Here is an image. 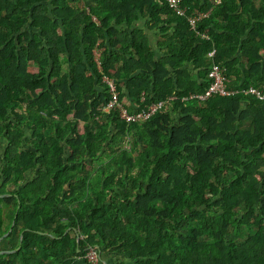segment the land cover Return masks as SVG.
I'll return each mask as SVG.
<instances>
[{"label":"trees","instance_id":"16d2710c","mask_svg":"<svg viewBox=\"0 0 264 264\" xmlns=\"http://www.w3.org/2000/svg\"><path fill=\"white\" fill-rule=\"evenodd\" d=\"M212 2L0 0V264H264V100L189 99L211 63L264 92V0Z\"/></svg>","mask_w":264,"mask_h":264},{"label":"built area","instance_id":"2783aa9c","mask_svg":"<svg viewBox=\"0 0 264 264\" xmlns=\"http://www.w3.org/2000/svg\"><path fill=\"white\" fill-rule=\"evenodd\" d=\"M167 3L168 7L179 17H183L186 14V8L182 6V0H161ZM224 0H213V6L220 5ZM207 13H199L194 12L190 17L187 18L189 23L190 30L195 29V24L198 20L203 19L208 16ZM204 39H209L208 36H202ZM215 51L212 50L210 53L207 54L206 58L212 61V57L214 56ZM96 58H98V52H95ZM98 64V63H97ZM99 67V66H98ZM208 85L207 89L204 94L202 95H195L189 97V99L196 98L199 101H204L210 98L213 95L219 97H227L237 93H242L245 96H252L260 100H264V92L260 88L255 87H248V88H241L239 90L229 89L227 86V79L224 75V69L215 63H211L208 75ZM102 83L107 87L108 93L110 95V100L103 108V112H110V111H118L119 117L121 120L125 121L126 123L131 122H144L146 121L151 115L156 113L162 103L153 104L148 107L146 112H141L136 115H128L126 110L123 108L121 103L118 100V91L115 86V83L112 79L104 76L102 77ZM261 88H264L261 87ZM183 100H187V98H183ZM81 239V236L78 237ZM86 264H101V258L99 250L96 247H88L85 249V254L82 257Z\"/></svg>","mask_w":264,"mask_h":264},{"label":"crops","instance_id":"0c3cea01","mask_svg":"<svg viewBox=\"0 0 264 264\" xmlns=\"http://www.w3.org/2000/svg\"><path fill=\"white\" fill-rule=\"evenodd\" d=\"M233 13V12H232ZM137 25H144V21L143 20H140ZM148 36H149V40L152 44V46L154 47V49L156 51H159L158 49V45L160 42H162V40H160V36L157 34L156 31L154 32H147ZM168 74V71L159 67L155 73V79L156 81H159L161 78L165 77L166 75ZM11 243L12 244H16V238H13L11 240ZM1 246L4 248V249H7V247L9 246V241H4L1 243ZM117 260V257L115 255H112V254H107V255H103L102 256V264H113L115 261Z\"/></svg>","mask_w":264,"mask_h":264},{"label":"rangeland","instance_id":"374dc122","mask_svg":"<svg viewBox=\"0 0 264 264\" xmlns=\"http://www.w3.org/2000/svg\"><path fill=\"white\" fill-rule=\"evenodd\" d=\"M187 121L191 122L190 118H186ZM27 150V148H24ZM135 154H133L134 156ZM1 157H2V150H0V166H1ZM128 164V159L127 156L121 153H117L115 154L113 157L109 158L108 160H106L105 162V168L107 171L110 170H114L120 173H124L125 169L127 167ZM10 219V216H8ZM8 223L10 224V221H8ZM129 230L133 231L132 227H129Z\"/></svg>","mask_w":264,"mask_h":264}]
</instances>
